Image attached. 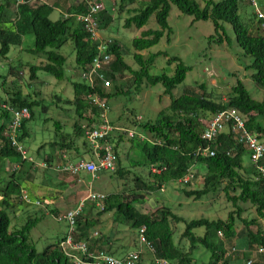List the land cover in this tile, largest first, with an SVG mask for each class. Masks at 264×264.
Masks as SVG:
<instances>
[{
  "label": "trees",
  "instance_id": "16d2710c",
  "mask_svg": "<svg viewBox=\"0 0 264 264\" xmlns=\"http://www.w3.org/2000/svg\"><path fill=\"white\" fill-rule=\"evenodd\" d=\"M127 1L122 0L120 6ZM89 3L101 1L72 0L70 4V0H55L50 5L41 0H20L17 1L14 19H7V7L1 4L0 57L8 58L12 47L22 46L25 37L33 35L34 44L29 51L46 55L47 61L39 66H29L31 79L37 78L38 71H45L58 80H63L66 76L67 58L59 50L70 41L74 44L77 68L81 71L87 69L97 54L100 42L92 39L76 15L88 12ZM248 4L246 0H205L204 3L199 0H143L140 7L133 10L126 19V27L135 25L141 29L154 16L158 28L145 29L132 41L135 50L133 58L139 69H133L125 62L122 44L112 39L109 51L115 60L109 71L110 77L115 79L117 74L123 75L129 71L134 76L135 88L138 90L145 83L149 86L162 84L164 94L171 96V103L159 112L156 119L142 124L151 134V139L139 142L144 156L141 166L147 168V175L134 172L128 167L118 168L114 174L122 179L131 176L134 188L107 194L102 201L104 208L98 210L97 218L83 215L78 217L76 241L89 240L100 218L113 213L115 220L129 225L134 231L146 226V238L154 248L153 255L172 264H194L193 253L198 245L210 252L209 264H235L240 257L246 259V264L250 260L251 264H264V254L258 252L260 247H264V228L261 224L264 222V177L250 160V152L245 144L239 142L233 133L224 132L212 142L203 139L208 122L205 123V119H210L223 110L235 109L244 118L247 129L264 140V101L253 98L240 79L232 87L227 99L209 89L206 83L186 88L180 96L174 97L173 91L185 81L191 68L179 57H171L165 51L151 54L147 59L141 54L157 45L165 35L170 39L172 28L169 16L175 5L182 13L194 17L195 21H211L222 44L224 41L231 43L228 26L231 27L239 47L252 57L248 68L253 70V82L264 89V32L258 27L254 10L251 14L244 15L243 10ZM260 5L264 9V0H260ZM56 8H65L70 16L63 15L53 20L50 16ZM113 20L111 8L104 7L99 13V29L107 28ZM160 56L167 58L169 65L176 63L172 75L167 72L160 75L150 73L151 66ZM12 70L11 68L8 73ZM73 89L74 98L71 102L77 114L73 132L58 134L52 145L57 146L59 151L67 148L70 155L79 156L83 155L82 150L86 153L91 151L84 126L97 121L98 112L89 102L88 95L93 91L85 82H73ZM125 91L122 88L114 93L101 88L97 90L108 102ZM3 104L17 109L28 107L30 110L31 116L23 121L21 128L22 143L29 135L27 124L34 117V107L39 105L16 90L9 92L8 99L0 100V163L8 160L20 165L19 170L15 169L0 178V264H75L60 248L63 239L50 243L41 252L30 241V233L45 217L44 213L40 216L37 213L29 214L24 224L14 226L13 214L29 207V204L23 202L22 194L27 188L23 182L29 180L32 165L26 166L28 158L22 157L5 136L12 114L3 108ZM132 116L130 124L137 125L139 122L136 115L133 113ZM62 125L59 121L55 122L58 132ZM202 148H209L215 154L201 156L198 151ZM116 154L119 157L117 149ZM245 158L249 160L247 163ZM197 162H202L207 168L204 184L201 188L191 189L190 181L184 184L183 194L201 200L224 191L234 207L226 219L201 217L187 220L174 213L167 205L154 210L147 209L146 202L150 194L164 191L171 183H180L192 174V166ZM0 170L5 171V168L0 165ZM240 202L251 204L256 216L251 219L244 217ZM173 222L185 225L181 238L189 242L188 249L182 248L175 240ZM196 229H202L203 232L198 234ZM99 242L100 240L91 244L90 251H102L103 247ZM235 247L244 248L247 252L239 255L238 252H233ZM255 253L258 257L250 259ZM153 255L151 257L154 259Z\"/></svg>",
  "mask_w": 264,
  "mask_h": 264
},
{
  "label": "rangeland",
  "instance_id": "374dc122",
  "mask_svg": "<svg viewBox=\"0 0 264 264\" xmlns=\"http://www.w3.org/2000/svg\"><path fill=\"white\" fill-rule=\"evenodd\" d=\"M17 1L20 0H0V5L4 4L7 7V19H14ZM41 1H45L50 5H53L55 2V0ZM71 1L72 0H70V4ZM100 1L104 7L112 8L114 13L113 22L102 30V35L104 38L107 37L121 43L124 48L125 62L132 68L138 69L139 65L133 58L135 50L132 41L135 37H139L145 29L158 28L155 17L152 16L148 24L141 29L137 28L135 25L126 27V19L132 14L133 10L140 7L143 0H133L134 2L128 0L123 6H120L122 0ZM199 1L204 3L205 0ZM253 9L254 8L248 4L243 10L244 15L251 14ZM63 11L66 12V9L60 10L56 8L50 17L53 20H57L64 15ZM169 24L172 28L170 39L165 35L157 45L146 50L143 56L147 58L151 54L165 51L171 57H179L185 65L191 68L187 72L185 81L178 85L173 91L174 97L180 96L186 88L190 89L192 87H197L199 84L206 83L209 89H213L219 96H223V99H227L232 87L236 84L237 80L240 79L246 85L253 98L264 101V89L256 86L252 79L253 70L248 68L252 62V57L247 55L246 52L239 47L231 27L228 26L231 43L229 44L224 41L222 44L219 40V35L215 33L211 21H195L194 17L182 13L175 5L172 6L170 12ZM33 44L34 36L27 35L22 47H12L8 58L0 57V100L4 101L8 99L9 92L16 90L20 91L25 98L39 104L34 107V117L27 124L29 137L23 143L28 155L26 166H30V164L36 162V150L41 144L55 139V119L59 118L67 121L66 128L73 129L74 108H72L70 103L66 102V99L68 100L73 97L72 82L81 80V70L77 68L75 62V48L71 41L59 50V52L67 58L66 77L63 80H58L45 71H38L37 78L31 79L29 66L40 65L42 62L47 61L45 55L33 54L29 51ZM175 67L176 63L169 65L167 63V58L160 56L156 59L154 65H152L150 73L152 75H160L163 72H167L172 75L175 71ZM11 68L13 70L9 74L8 72ZM112 81L113 84L110 92L115 90V88H113L115 83L126 91L110 99L111 111L109 112V117L116 122L115 124L118 123L117 125L127 128L136 134L135 138L123 136V139L120 141L121 153L122 156H124L122 166H126L134 172L140 170L139 173L146 176L148 173L147 168L141 166V164L144 163V156L139 142L142 141V134L150 135V133L143 128L142 124L156 119L159 112L170 105L171 96L164 94V86L162 84L149 86L145 83L141 89L138 90L135 88L134 76L129 71H126L123 75L117 76L115 79H112ZM61 99L64 100L61 101ZM133 113L136 115V118L139 116L142 118L138 120L139 123L137 125L130 124ZM208 119L209 118L204 120L205 123ZM149 139H151V136H149ZM85 157L89 159L88 154H86ZM248 161L249 160L245 158V162L247 163ZM2 167L5 168V171L0 170V178L17 169L16 167H18V164H13L7 160L2 163ZM44 168L45 167L31 173L33 170L32 166L29 172L32 177L30 176L29 180L37 182L38 185L41 184L44 179ZM191 170L195 175L191 181L190 188H201L204 184L205 173L207 172L205 164L197 162L192 166ZM60 173L70 179H75L76 182L77 179H79L78 175L67 172ZM97 176V179L91 178V175L90 177L85 176V182L78 184L80 189L76 193L72 194L66 191L64 192L63 190L61 192L63 193V198L60 200L56 199L58 200L57 202H44V207L41 209L34 207L25 211H17L13 214L14 226L24 224L29 214L38 213L39 216L41 210L42 212L45 210L47 215H45L30 233V241L35 245L37 250L41 252L47 245L53 243L67 232V221L57 220L54 214L55 209L65 212V209L71 207L73 204L75 205L77 201L81 202L82 199L79 201V197L82 196V198L85 199L90 193V189L96 194H111L120 192L124 189L134 188L131 176L122 179L110 171L100 172ZM25 184L26 183L23 182V185L27 186V184ZM184 187V184H179L177 182L171 183L165 187L164 191L150 194L146 202L147 209L154 210L161 205H167L172 208L174 213L187 220L201 217L226 219L229 212L234 210L232 203L228 200L224 191H220L213 196L204 197L201 200H195L183 194L182 189ZM70 189L71 188H69V190ZM61 193L58 192L59 196ZM89 203L92 202L89 200L86 205ZM139 206L140 205H138V207ZM239 206L244 209V217L251 219L256 216L251 204L240 202ZM97 211L96 209L92 210V212L90 211L89 216L90 214L94 216ZM83 215L85 216V214ZM114 217L116 219L113 213L105 215L103 219L104 224L100 226L103 233H113L114 237L118 236L120 238L118 241H121V243H129L136 248V243H138L137 231L131 229L129 225L114 221ZM261 224L264 228V222ZM172 226L176 231L174 235L175 240H177L182 248L188 249L190 246L189 242L181 238L185 225L183 223L173 222ZM195 231L198 234L203 232L202 229H196ZM241 253L242 252H238L239 255H241ZM210 255L207 249L198 245L193 253L195 258L194 264H209ZM257 257L255 253V255L250 256V259L254 260ZM238 259L246 264V259L242 257ZM144 260L143 264H151L149 257L146 256ZM239 260H236L237 262L235 264H243Z\"/></svg>",
  "mask_w": 264,
  "mask_h": 264
},
{
  "label": "built area",
  "instance_id": "2783aa9c",
  "mask_svg": "<svg viewBox=\"0 0 264 264\" xmlns=\"http://www.w3.org/2000/svg\"><path fill=\"white\" fill-rule=\"evenodd\" d=\"M256 13L257 21L262 29H264V9L259 5V0H246ZM102 3H89L88 12L76 15L78 21L82 22L86 30L91 34L92 39L99 41L97 54L95 55L91 65L81 72V79L85 82L93 92L88 95L90 104L97 109L98 119L89 126H84L86 140L91 149L92 161L81 160L77 163H68L64 166H58L56 169L62 172H68L73 175H79L82 172L91 173L94 178L100 171H112L117 168L118 156L116 154V141L119 134H126L130 138H135V132L126 130L119 126L113 125L110 117V106L105 98H102L97 92L98 89L110 90L113 84L110 78V68L114 61V55L110 53L109 48L112 39L103 38L100 33L99 13L103 10ZM70 16L69 13H64ZM3 108L9 110L12 114V120L9 128L5 133L6 138L24 158H28L24 144L20 141L21 128L23 121L31 116L28 107L13 108L9 104H4ZM137 117V120H141ZM230 132L244 143L251 153V160L256 164L258 171L264 177V140H260L256 134L250 132L245 124V120L235 109H226L213 115L207 122V127L203 134V139L212 142L224 133ZM142 140H145L141 136ZM198 154L201 156H213L215 153L209 148L199 149ZM47 167L46 164L42 165ZM191 177H185L181 182L186 184L191 181ZM87 198L82 199L77 208L68 210L56 216L59 221H67L68 231L66 237L62 240L60 248L70 257L75 264H139L142 259L144 250L154 254L153 246L146 238V226H142L138 232V248L127 253L123 257H116L105 251L95 253L90 251L89 245L85 241H76L77 219L82 214L87 201L96 202L97 206L102 210L104 208L102 201L105 194H96L91 189ZM23 202L41 206L40 200H34L24 191L22 194ZM98 235V233H96ZM222 235V233H220ZM233 252H247L244 248H233ZM259 253L264 254V247H260ZM251 260L247 264H251ZM153 264H172L166 259H159L154 256Z\"/></svg>",
  "mask_w": 264,
  "mask_h": 264
},
{
  "label": "crops",
  "instance_id": "0c3cea01",
  "mask_svg": "<svg viewBox=\"0 0 264 264\" xmlns=\"http://www.w3.org/2000/svg\"><path fill=\"white\" fill-rule=\"evenodd\" d=\"M250 5V4H249ZM259 5H260V0H259ZM260 7H261V5H260ZM58 9H60V10H64L65 8H58ZM111 10L113 11V9L111 8ZM254 10V9H253ZM64 12V11H63ZM255 12V11H254ZM65 13V12H64ZM256 14V13H255ZM259 24V23H258ZM258 27H260V25H258ZM260 29L264 32V29H262L261 27H260ZM102 32V30L100 31V33ZM101 36L104 38V36L102 35V33H101ZM107 38V37H106ZM20 47H22V46H20ZM22 49H24V48H22ZM145 52V51H144ZM144 52H142L141 54L143 55V53ZM135 53V52H134ZM46 56V55H45ZM150 56V55H149ZM148 56V57H149ZM147 57V58H148ZM47 58V57H46ZM147 58H145V59H147ZM114 60H115V57H114ZM156 61V60H155ZM114 62V61H113ZM43 63H45V62H42L40 65H42ZM137 63V62H136ZM155 63V62H154ZM128 64V63H127ZM154 65V64H153ZM39 66V65H38ZM152 67V66H151ZM134 69V68H133ZM139 69V68H138ZM151 70V69H150ZM82 72V71H81ZM117 76H119V74H117ZM116 76V77H117ZM66 77V76H65ZM81 81H82V79H81ZM73 83V82H72ZM113 88H115V90L112 92V93H114V92H116V90L118 89V88H120V86L117 84V83H115L114 84V87ZM104 91H108V92H110V90H104ZM73 93H74V89H73ZM73 98H74V94H73V97H71V98H69L68 100L66 99V102L67 101H69V102H67V103H70L71 105H72V108H74V113H73V119H74V123H73V127H74V124H75V122L77 121V114H76V112H75V106H74V104L71 102L72 100H73ZM64 100V99H63ZM62 99H61V101H63ZM109 103V106H110V111H111V105H110V101L108 102ZM58 107V106H57ZM139 117H141V116H139ZM111 120V119H110ZM56 121H59L61 124H63L62 126H61V130L58 132L57 130H56V126H55V132H54V134H55V139H57V135L58 134H61V133H72L73 132V129H67L66 128V122L67 121H65V120H62V119H55V122ZM55 122H54V125H55ZM111 122H112V124L113 125H116V126H119V127H121V128H124V127H122V126H120V125H117V124H115L116 122L114 121V120H111ZM72 127V128H73ZM124 129H126V130H129V129H127V128H124ZM52 131V130H51ZM123 136H127L126 134H119V136H118V139H117V141H116V147H115V149H117V151H118V153H119V157H118V160H119V164H118V160H117V168H116V170L118 169V168H121V167H126V166H122V162H123V157L124 156H122V153H121V149H120V139L122 138L123 139ZM141 136H143L144 137V139L145 140H148L149 139V136H151V134L150 135H148V134H142ZM28 137H29V135L27 136V138L25 139V141L28 139ZM55 139H53V141H49V142H44L43 144H41L39 147H38V149L36 150L37 152H36V155H37V159H36V162H33L32 164H30V165H32L33 166V170H32V172L31 173H34L35 171H39V169H41V168H43V166L42 165H44V164H46L47 165V167H45L44 169H43V173H44V179H43V182L41 183V184H37V182H35V181H33L32 182V180H28V181H31V182H28V181H26L25 183L27 184V188L25 189V191L30 195V197L32 198V199H34V200H40L41 202H42V205L41 206H36V205H30L29 204V207L27 208V209H29V208H43L44 207V202L46 203V202H49V203H52V202H57L58 200H60V199H62L63 197H62V195H63V193H61L63 190H64V192L66 191V192H69V193H76L79 189H80V187L78 186V184L79 183H84L85 182V176L87 177V176H89L90 177V175L92 176V174L91 173H88V172H82V173H80L79 175H78V178L79 179H77V182H76V180L75 179H70V178H68V177H66V176H63V175H61V173L60 172H62V171H58L56 168L58 167V166H64V165H66V164H68V163H77V162H79V161H81V160H86V161H92L93 159H94V157H93V155H91V151L90 152H88V153H86L85 151H83L82 149V153H83V155H70L69 153H68V149L67 148H65V149H63L62 151H59L58 150V148H57V146H55L54 144L52 145V143H54V140ZM24 141V142H25ZM246 146V145H245ZM248 149V148H247ZM249 150V149H248ZM250 152V151H249ZM86 154H88L89 155V159H86ZM250 160H251V153H250ZM7 161V160H6ZM252 161V160H251ZM5 162V161H4ZM125 162H127V161H125ZM2 163L3 162H1L0 163V165H2ZM18 164V162H13V164ZM17 168V170H19L20 169V165L18 164V167H16ZM24 170H25V168H24ZM115 170V171H116ZM114 171V172H115ZM140 171V170H139ZM138 170H136V172H139ZM100 172H104V171H100ZM99 172V173H100ZM110 172H112V171H110ZM113 172V173H114ZM31 173L28 175L29 177L31 176L32 177V175H31ZM63 173V172H62ZM68 173V172H67ZM71 174V173H70ZM90 174V175H89ZM192 175V177H191V181H192V179L194 178V175L195 174H191ZM91 178H93V179H97L98 178V176L96 177V178H94L93 176L91 177ZM77 183V184H76ZM25 184V185H26ZM179 184H184V183H182L181 181H180V183ZM67 188V189H66ZM69 188H71L70 190H69ZM58 192L59 193H61V195L59 196V194H58ZM104 194V193H103ZM89 195V194H88ZM105 195H107V194H105ZM59 196V197H58ZM57 197V198H56ZM87 198V197H86ZM56 199H58V200H56ZM81 199H83L82 198V196L81 197H79V201L81 200ZM92 203H89V204H87V205H85V207H84V210H83V212H82V214L81 215H83V214H85V216L84 217H88V218H97V212H96V214L93 216V214H90V216H89V212L91 211L92 212V210H94V209H96V210H101L98 206H97V204H96V202H93V201H91ZM79 203L80 202H76V204L74 205H72L71 207H68L67 209H65L66 211L65 212H67L68 210H71L72 208H74V207H77L78 205H79ZM48 205V204H47ZM90 210V211H89ZM18 211H22V210H18ZM55 211L56 212H54V214H55V218H56V216H58L59 214H61V213H65V212H61L60 210H58V209H55ZM42 213H44L45 215H47L46 214V212H45V210H43V212H42V210H41V213H40V215H42ZM86 214H88V215H86ZM37 215H38V213H37ZM39 215V216H40ZM80 215V216H81ZM79 216V217H80ZM105 218V215L102 217V218H100V221L98 222V224H97V226H96V228H94L93 230H92V232H91V234H90V238H89V240H87V241H85V240H81V241H85V242H87L88 243V245L90 246L91 244H93L95 241H98V240H100V242H99V245H101L102 247H103V250L102 251H105V252H107V253H109V254H112V255H114V256H116V257H123V256H125L127 253H129V252H132L133 250H136L137 248H138V243H136L135 245L137 246L136 248H134L135 246H133V245H131V244H129V243H126V244H124V243H121V241H118V240H120V238L117 236V237H114V234L113 233H111V234H105V233H103V231H102V229L100 228V226H102V224H104L103 223V219ZM114 221H118V220H115V217H114ZM67 231H68V225H67ZM77 233H78V230H77ZM76 233V234H77ZM96 233H98V235H96ZM138 233V232H137ZM101 234H104V235H101ZM66 235H67V232L66 233H64L60 238H58V239H64L65 237H66ZM76 236V235H75ZM58 239H56V240H58ZM55 240V241H56ZM137 242H138V239H137ZM99 245H97V246H99ZM153 254L150 252V251H148V250H144V253H143V256H142V259L140 260V262L141 263H139V264H143L144 263V259L146 258V256L147 257H149V259H150V263L152 264L153 263V258H151V256H152ZM153 257H154V255H153Z\"/></svg>",
  "mask_w": 264,
  "mask_h": 264
}]
</instances>
